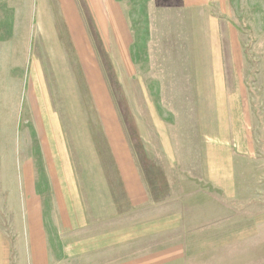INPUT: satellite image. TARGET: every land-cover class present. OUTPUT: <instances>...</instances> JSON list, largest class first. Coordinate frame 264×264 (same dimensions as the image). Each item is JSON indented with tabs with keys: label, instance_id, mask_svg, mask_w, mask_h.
<instances>
[{
	"label": "crops",
	"instance_id": "0c3cea01",
	"mask_svg": "<svg viewBox=\"0 0 264 264\" xmlns=\"http://www.w3.org/2000/svg\"><path fill=\"white\" fill-rule=\"evenodd\" d=\"M44 1L39 5L50 20L52 8ZM83 1L94 24L88 68L79 56V71L88 82H84L88 104L62 53L54 24L49 33L45 24L37 23L38 49L30 53L28 37L22 36L23 30L29 31L28 0L21 8L26 19L20 15L18 23L11 22L8 37L0 38V151L1 159L12 160L14 175L18 170L14 191L20 201L19 264L56 262L48 232L52 219L70 240L64 254L84 256V264H186V242L175 241L174 231L189 229L186 214L192 218L191 209L199 200L210 204L208 210L197 212L208 218L214 214V201H221L224 208L226 200L233 199L234 170L219 167L218 173L227 177L218 180L211 166H156L148 161L164 156L174 163L172 159L184 157L175 150L159 156L141 151L137 155L135 150L142 138L153 142L156 136L163 144L216 143L215 133L203 129L196 133L193 128H214L222 118L197 119L185 116V111L173 115L170 111L179 109L163 107L164 119L155 114L143 119L133 113L132 98L131 104L125 99L137 93L144 102L149 95L182 96L195 111H216L218 96L227 90L224 31L232 36L229 15L235 0H147L149 36L141 60L134 52V31L121 0ZM75 12L80 20L76 3ZM79 27L90 43L86 28ZM98 48H103L105 59L97 57ZM144 64L154 73H144ZM89 71L97 79L110 71L127 121L122 122L118 111L109 120L98 119L101 107L92 93ZM102 85L109 94L107 79ZM138 126L149 133L138 135ZM198 153L207 158L206 150L186 151L190 158ZM191 173L209 178L186 176ZM182 175L185 178L175 182L174 176ZM186 230L178 237L184 238Z\"/></svg>",
	"mask_w": 264,
	"mask_h": 264
},
{
	"label": "rangeland",
	"instance_id": "374dc122",
	"mask_svg": "<svg viewBox=\"0 0 264 264\" xmlns=\"http://www.w3.org/2000/svg\"><path fill=\"white\" fill-rule=\"evenodd\" d=\"M24 1L0 0V38L8 37L11 32V22L14 25V21L17 22L20 15L24 20L26 19L25 13L21 11ZM121 2L124 5L128 22L134 31L136 45L135 49L132 48L137 59L141 60L146 51L145 45L149 36L147 2L146 0H121ZM46 3L52 8V14L49 13L50 20L48 13H42V5H39V0H28L29 31L23 30L22 36L23 38L28 37L31 46L30 53L35 54L39 41L36 30L37 23L45 24L49 33L51 32L49 25H55L62 53L70 63L74 80H78L76 83L79 92L83 95L84 102L88 104L87 92L89 90L84 84L87 79L83 78L79 71L80 66L82 67L79 56H82L83 61L86 60L88 68V53L90 51L88 46L94 41L92 36L94 24L91 22L83 0H46V2L44 1L45 6ZM75 3L78 4L79 11H81V21L75 17ZM235 3L232 13L229 15L233 28L232 36L228 30L224 31L227 90L224 96H218L216 111H195L194 107L185 103L182 96L163 95L160 98L149 95L144 102L143 96H139L138 93L133 96L125 95V100L130 104L132 98L133 113L143 119L148 118L149 115L152 118L151 114L164 119L166 115L163 107L168 110L179 109L170 111L173 115L185 111V116H193L197 119H200L199 116L202 115L211 119L222 118L214 128H193L196 133L202 129L208 133H215L216 143L194 146H190V142L163 144L160 139H155L156 136L152 138L153 142H149L148 137L142 138L143 141L137 142L138 148L135 150L137 155L141 151L143 155L156 152L158 156L166 150L169 154L175 150V154L178 153L184 157L178 160L172 159L174 163L165 160L164 156L148 161L156 166H211L212 170L217 171L218 180H224L227 177L225 174L218 173L219 167H231L234 170L231 188L233 199L226 200L224 208L220 205L221 201L219 203L214 201L216 205H211L214 214L208 218H202V215L197 212L198 210H208L210 204L199 200L197 205L191 209L192 218L188 213L186 214L189 229L185 228L186 232L188 231L185 237H178L185 230L174 231L175 241L186 242V264H264V0H235ZM38 6L40 10H38ZM80 25L88 31L90 43L84 41ZM84 32L86 31L84 30ZM93 45L97 50L96 45ZM98 51L97 57L100 60L105 59L103 48H98ZM90 64L92 65V63ZM105 67L108 66L105 65ZM141 69L144 73H154L150 68L147 69L145 64ZM60 73L61 76H65L62 68ZM88 74L92 75L88 81L93 84L95 90L92 93L96 95L97 102L99 101L97 106L101 107L97 113L98 119L103 117V119L109 120L115 117L118 111L120 118L123 119L122 122L127 121L124 116V113L127 114V112H124L123 104L117 100L118 88L110 71L105 72L106 78L103 79L95 78V74L90 71ZM105 79L109 84V94H106L105 87L102 85ZM114 86L117 89V97L113 90ZM159 107L161 109H158ZM88 108L90 109V105ZM128 112L132 115L131 109ZM141 124L144 123L141 122ZM126 129L130 134L131 128L126 127ZM136 129L138 135L149 133L147 129L142 133V126H138ZM101 131L104 132V128ZM187 150H206L207 158L202 156L204 153H198L197 157L190 158L186 154ZM2 155L3 152L0 151V264H19L20 251L16 248L18 235L16 228L20 221L18 219L20 201L18 194H15L14 191L18 184V170L14 175L12 160H3L1 159ZM141 162L144 161L141 160ZM38 168L41 169L40 166ZM142 175L148 177L144 171ZM186 176L197 179L209 178V175L202 176L193 173ZM150 177V182H152V175ZM174 178L175 182L176 179L181 182L185 177L182 175L174 176ZM200 182L197 181V183ZM188 187L186 186L185 190H191ZM48 232L53 249V259L56 261L54 264H84V256L68 257L64 254L65 245L70 240L65 237V233L59 230L55 219L48 222ZM188 234L194 238L187 239Z\"/></svg>",
	"mask_w": 264,
	"mask_h": 264
},
{
	"label": "trees",
	"instance_id": "16d2710c",
	"mask_svg": "<svg viewBox=\"0 0 264 264\" xmlns=\"http://www.w3.org/2000/svg\"><path fill=\"white\" fill-rule=\"evenodd\" d=\"M146 2H147V0H146ZM113 90H114L115 96L117 97L118 93H117V89L115 88V86H114ZM42 194H43V191H42Z\"/></svg>",
	"mask_w": 264,
	"mask_h": 264
}]
</instances>
